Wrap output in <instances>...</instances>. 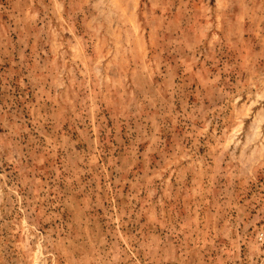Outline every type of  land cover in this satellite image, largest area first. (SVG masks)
<instances>
[{
  "label": "rangeland",
  "instance_id": "374dc122",
  "mask_svg": "<svg viewBox=\"0 0 264 264\" xmlns=\"http://www.w3.org/2000/svg\"><path fill=\"white\" fill-rule=\"evenodd\" d=\"M264 0H0V264H264Z\"/></svg>",
  "mask_w": 264,
  "mask_h": 264
},
{
  "label": "built area",
  "instance_id": "2783aa9c",
  "mask_svg": "<svg viewBox=\"0 0 264 264\" xmlns=\"http://www.w3.org/2000/svg\"><path fill=\"white\" fill-rule=\"evenodd\" d=\"M263 236H264V234H263V233H261V235H260V239H263Z\"/></svg>",
  "mask_w": 264,
  "mask_h": 264
}]
</instances>
